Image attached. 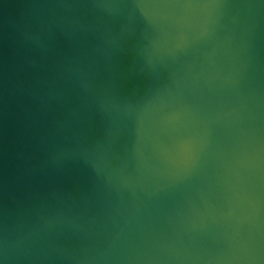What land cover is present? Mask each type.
<instances>
[{
	"label": "water",
	"instance_id": "1",
	"mask_svg": "<svg viewBox=\"0 0 264 264\" xmlns=\"http://www.w3.org/2000/svg\"><path fill=\"white\" fill-rule=\"evenodd\" d=\"M0 264H264V0H0Z\"/></svg>",
	"mask_w": 264,
	"mask_h": 264
}]
</instances>
